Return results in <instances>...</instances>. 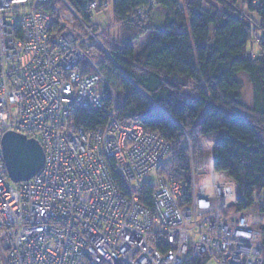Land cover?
<instances>
[{
	"label": "built area",
	"instance_id": "1",
	"mask_svg": "<svg viewBox=\"0 0 264 264\" xmlns=\"http://www.w3.org/2000/svg\"><path fill=\"white\" fill-rule=\"evenodd\" d=\"M91 8L89 21L68 0H0V264H183L203 254L263 264V230L234 217L239 190L213 155L207 174L193 168L187 185L166 166L171 141L117 118L102 69L116 62L103 43L114 26L98 20L96 1ZM80 109L108 120L87 130L74 118ZM8 131L32 134L45 151L29 181L8 176ZM148 182L153 206L141 201Z\"/></svg>",
	"mask_w": 264,
	"mask_h": 264
},
{
	"label": "trees",
	"instance_id": "2",
	"mask_svg": "<svg viewBox=\"0 0 264 264\" xmlns=\"http://www.w3.org/2000/svg\"><path fill=\"white\" fill-rule=\"evenodd\" d=\"M68 1L89 21L97 18L93 1L103 11L110 5L109 0ZM111 1L114 23L104 25L121 34L113 38L109 30L104 35L116 62L108 58L102 69L117 94V118L140 122L173 142V170L187 185L193 168L201 167L197 145L194 155L188 149L187 129L210 137L215 170L238 187L236 212L259 214L264 233V0ZM150 7L148 17L139 14ZM157 11L163 14L161 24L153 18ZM147 33L155 34L138 52L136 43ZM240 72L247 73L253 85L251 106L242 99ZM190 83L195 86L193 96L186 94ZM74 118L80 127L93 130L105 124L108 115L80 109ZM154 191L146 183L141 201L153 206ZM210 260L207 254L189 255L183 264Z\"/></svg>",
	"mask_w": 264,
	"mask_h": 264
},
{
	"label": "rangeland",
	"instance_id": "3",
	"mask_svg": "<svg viewBox=\"0 0 264 264\" xmlns=\"http://www.w3.org/2000/svg\"><path fill=\"white\" fill-rule=\"evenodd\" d=\"M109 2H110L109 7L104 10L105 14L103 16H101V18L99 20L102 24L109 25V24L114 23V20H113V12H114L113 3L111 0H109ZM208 6L210 7L209 4H208ZM242 6L243 5L241 4V2L237 3V8H239V7L242 8ZM153 18H154L155 22L161 24L162 19H163L162 12L157 11L154 14ZM109 33H111V37H113V38H117L121 34V32L118 30V28L115 30H111ZM154 34L155 33H152V34L147 33L146 35H144L143 37H141L139 39V41L136 43V49L138 52L141 51V49H143L146 46L151 35H154ZM249 48H250V46H249ZM258 50H259V46H255V51L257 52ZM237 77L239 79H241V81L243 83V89H242L243 101L246 102L247 104H250V106L253 105V96H254L253 85L251 83L249 75L245 72H240V73H238ZM192 84L193 83H190L186 88V94L189 96L195 95V86ZM187 132L189 133V135H191L190 136L191 138L188 135L186 136V143H187L188 149H190V152L192 153V155H194V152H196V149L194 147V143L197 145V147H198V158H199L200 163H201V167H199L200 173L207 174V171L210 170V165H212V162L210 161L212 158V153H213V147H212L211 139H210V137L201 136L200 134L197 133V131L193 130V128L187 129ZM170 144H171V150H169L168 153L164 156V159L167 162L166 166L169 165L171 168H173L175 147H174L173 142H170ZM156 171H159L162 174L164 172V168H159L158 170H154L152 175L148 176V179L150 181L156 182V177H157ZM209 174H211L210 171H209ZM220 174H222V173H220ZM154 175H156V177ZM229 182L232 185H234V189H236V192H238V187L237 186L235 187L234 182H232L230 180H229ZM236 209H237V203L234 205L233 212ZM234 217L236 219H240L242 221V223H244L250 227H254V229L257 231H258V229L261 228L262 222H263L262 218L259 216V214H256L254 212H245V213H241V214L238 212H235ZM263 239H264V233L259 234L256 238V241L258 240V242L260 244H264ZM208 264H217V262L214 260H210Z\"/></svg>",
	"mask_w": 264,
	"mask_h": 264
},
{
	"label": "water",
	"instance_id": "4",
	"mask_svg": "<svg viewBox=\"0 0 264 264\" xmlns=\"http://www.w3.org/2000/svg\"><path fill=\"white\" fill-rule=\"evenodd\" d=\"M1 145L9 178L15 183L29 181L45 164V151L35 138L8 131Z\"/></svg>",
	"mask_w": 264,
	"mask_h": 264
},
{
	"label": "bare ground",
	"instance_id": "5",
	"mask_svg": "<svg viewBox=\"0 0 264 264\" xmlns=\"http://www.w3.org/2000/svg\"><path fill=\"white\" fill-rule=\"evenodd\" d=\"M246 103V102H245ZM247 104V103H246ZM248 105H250V104H248ZM232 207H230V206H228V210H230Z\"/></svg>",
	"mask_w": 264,
	"mask_h": 264
},
{
	"label": "crops",
	"instance_id": "6",
	"mask_svg": "<svg viewBox=\"0 0 264 264\" xmlns=\"http://www.w3.org/2000/svg\"><path fill=\"white\" fill-rule=\"evenodd\" d=\"M259 21V20H258Z\"/></svg>",
	"mask_w": 264,
	"mask_h": 264
},
{
	"label": "flooded vegetation",
	"instance_id": "7",
	"mask_svg": "<svg viewBox=\"0 0 264 264\" xmlns=\"http://www.w3.org/2000/svg\"><path fill=\"white\" fill-rule=\"evenodd\" d=\"M9 176V175H8Z\"/></svg>",
	"mask_w": 264,
	"mask_h": 264
}]
</instances>
